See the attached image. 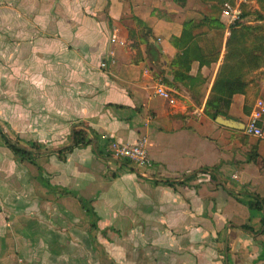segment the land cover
Masks as SVG:
<instances>
[{"label": "crops", "instance_id": "crops-1", "mask_svg": "<svg viewBox=\"0 0 264 264\" xmlns=\"http://www.w3.org/2000/svg\"><path fill=\"white\" fill-rule=\"evenodd\" d=\"M204 11L199 0H0V132L39 154L19 159L0 136V264H264V138L203 112L220 16L216 61H191L189 84L171 71L182 23ZM251 91L216 115L243 124ZM76 129L88 143L60 153ZM141 136L147 167L104 157L110 141Z\"/></svg>", "mask_w": 264, "mask_h": 264}, {"label": "trees", "instance_id": "trees-1", "mask_svg": "<svg viewBox=\"0 0 264 264\" xmlns=\"http://www.w3.org/2000/svg\"><path fill=\"white\" fill-rule=\"evenodd\" d=\"M172 1L181 5L185 2V0ZM199 1L204 5L205 11L200 19H190L182 23L178 39L180 51L170 61L174 80L186 81L188 84L195 80L187 74L191 61L197 60L200 65H208L216 61L218 54L216 40L221 38L224 30L223 24L219 21V13L225 0ZM255 2L258 9L252 10L247 9L245 3H241L239 19L227 26L224 53L203 107L204 114L211 119L218 113L226 114L233 94L248 93V73L264 67V0H255ZM248 15L252 17L250 22L244 20ZM199 28H203V31L193 33ZM208 33H211L210 39L204 37ZM200 37L202 39H199ZM198 40L205 41L199 45ZM189 89L195 95L196 91L193 92L191 87ZM242 109L248 114L251 106L246 103ZM0 136L15 156L32 161L30 151L11 142L2 132ZM86 143L88 140L85 139L84 133L76 129L72 131V144L59 152L65 154L73 147ZM120 161L123 164L128 163L124 160ZM247 204L249 207H256L259 200L256 198V201H249Z\"/></svg>", "mask_w": 264, "mask_h": 264}, {"label": "built area", "instance_id": "built-area-1", "mask_svg": "<svg viewBox=\"0 0 264 264\" xmlns=\"http://www.w3.org/2000/svg\"><path fill=\"white\" fill-rule=\"evenodd\" d=\"M246 0H225L222 3L219 16L225 20V23L231 24L239 19L240 4ZM114 38H111L113 41ZM103 66L104 63H101ZM154 93L171 101L168 92L160 85L153 88ZM242 131L258 138H264V100L257 98L254 100L251 109L243 123ZM147 140L141 136L133 142H118L112 140L107 145L109 155L116 160H124L140 169L149 165L150 160L147 154Z\"/></svg>", "mask_w": 264, "mask_h": 264}, {"label": "rangeland", "instance_id": "rangeland-1", "mask_svg": "<svg viewBox=\"0 0 264 264\" xmlns=\"http://www.w3.org/2000/svg\"><path fill=\"white\" fill-rule=\"evenodd\" d=\"M243 3L246 4L247 9H250V10L258 9V6H257L255 0H246ZM191 4L193 7L196 6V7H199V9L204 10L203 6L197 5L195 1H192ZM251 19H252V17L249 15L246 18H244V20H247L249 22L251 21ZM223 21L225 22V20H223ZM263 25H264V23H263ZM247 78H248L249 82H252V91H251L252 102L257 98L264 100V67H260L258 69H255V70L249 72L247 75ZM226 113L228 114V110ZM231 115H234V114L231 113ZM239 121H237V122H239ZM239 123H241V122H239ZM30 153H31L32 158L35 157V159H36L39 156V154H35L32 150L30 151ZM46 155H49V154H46ZM104 157L107 159H110L111 162L114 161V158H112L107 152H106V154H104ZM127 164H129V163H127ZM131 167L133 168L132 165H131ZM134 169H136V168H134ZM113 171H114L113 169H108V168L105 170V172H106V174H108V176H110L112 174L114 175Z\"/></svg>", "mask_w": 264, "mask_h": 264}, {"label": "water", "instance_id": "water-1", "mask_svg": "<svg viewBox=\"0 0 264 264\" xmlns=\"http://www.w3.org/2000/svg\"><path fill=\"white\" fill-rule=\"evenodd\" d=\"M214 121L217 122L218 124H220L222 126H226L228 128H234V129L241 130L243 127V124H241V123H239L233 119L223 117L221 115H216L214 117Z\"/></svg>", "mask_w": 264, "mask_h": 264}]
</instances>
